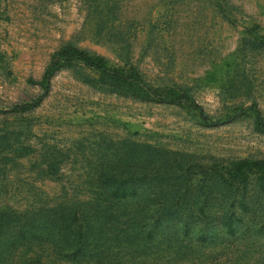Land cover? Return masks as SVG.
Wrapping results in <instances>:
<instances>
[{"label":"rangeland","instance_id":"obj_1","mask_svg":"<svg viewBox=\"0 0 264 264\" xmlns=\"http://www.w3.org/2000/svg\"><path fill=\"white\" fill-rule=\"evenodd\" d=\"M68 45L108 70L6 113ZM253 105L264 0H0V264H264V174L230 175L264 160Z\"/></svg>","mask_w":264,"mask_h":264},{"label":"trees","instance_id":"obj_2","mask_svg":"<svg viewBox=\"0 0 264 264\" xmlns=\"http://www.w3.org/2000/svg\"><path fill=\"white\" fill-rule=\"evenodd\" d=\"M79 62L84 64L86 67H89L91 69L95 70H108L106 68L105 62L101 58H95L92 55H90L85 50L79 49L75 46L68 45L66 47H63L60 51L56 52L51 61L49 62L48 66L46 67V70L43 74V77L41 79V87L43 88V95L38 97L34 102L16 106L11 111V113H26L33 109L38 108L41 103L43 102V99L49 94L50 88H51V82L52 79L55 77L57 73H59L63 69H69L72 68L74 63ZM119 72V71H117ZM119 73L115 74L118 75ZM128 78V76H127ZM130 83H127L125 79L123 80V86L129 90V92H134L133 95L137 97L142 96V87L144 86V81L140 78H138L136 75H132L129 78ZM126 83V85H125ZM122 88V85H121ZM166 101L169 102H176L175 99H166ZM194 108L196 110H200L203 113L202 107L198 104H194ZM5 112V111H1ZM252 113L255 116L256 119V125L257 129L264 134V115L259 109L257 105H253L252 107ZM234 120L233 117H228L225 120H219L215 122H210L205 117V122L210 127H218L223 124H227L232 122ZM251 172H257L264 174V160H253V159H244L236 163V165L233 167L232 171L230 172V175L232 179H242L247 173Z\"/></svg>","mask_w":264,"mask_h":264}]
</instances>
